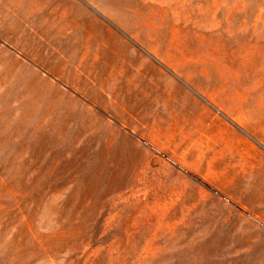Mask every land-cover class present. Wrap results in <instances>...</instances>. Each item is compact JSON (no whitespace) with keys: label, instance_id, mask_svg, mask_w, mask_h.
<instances>
[{"label":"rangeland","instance_id":"rangeland-1","mask_svg":"<svg viewBox=\"0 0 264 264\" xmlns=\"http://www.w3.org/2000/svg\"><path fill=\"white\" fill-rule=\"evenodd\" d=\"M0 264H264V0H0Z\"/></svg>","mask_w":264,"mask_h":264}]
</instances>
